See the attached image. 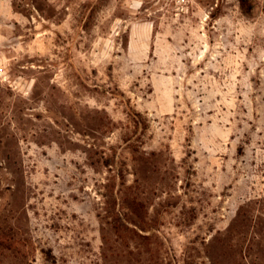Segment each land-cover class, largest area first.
<instances>
[{
  "label": "rangeland",
  "instance_id": "obj_1",
  "mask_svg": "<svg viewBox=\"0 0 264 264\" xmlns=\"http://www.w3.org/2000/svg\"><path fill=\"white\" fill-rule=\"evenodd\" d=\"M0 264H264V0H0Z\"/></svg>",
  "mask_w": 264,
  "mask_h": 264
},
{
  "label": "crops",
  "instance_id": "obj_2",
  "mask_svg": "<svg viewBox=\"0 0 264 264\" xmlns=\"http://www.w3.org/2000/svg\"><path fill=\"white\" fill-rule=\"evenodd\" d=\"M3 6V5H2ZM2 15V14H1Z\"/></svg>",
  "mask_w": 264,
  "mask_h": 264
}]
</instances>
